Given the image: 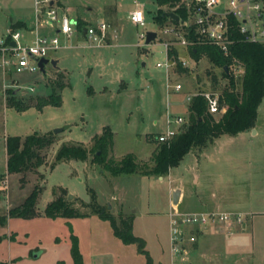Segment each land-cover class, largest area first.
<instances>
[{
	"label": "rangeland",
	"instance_id": "obj_1",
	"mask_svg": "<svg viewBox=\"0 0 264 264\" xmlns=\"http://www.w3.org/2000/svg\"><path fill=\"white\" fill-rule=\"evenodd\" d=\"M33 1L0 0V36L11 29V19L34 16ZM57 6L59 12L67 11L69 18L71 8L81 12L86 21L89 15L94 17L80 20L84 25L103 20L113 27L100 41L84 38L75 25L71 38L60 34V47L48 52L49 58H60L57 69L46 64L45 73L0 70V217H4L0 221V264H74L72 236L82 264H147V254L137 243L125 244L113 235L109 222L96 214L45 216L53 187L66 188L69 200L82 211L88 208L82 207L79 199L88 203L92 190L96 201L115 216L132 215L133 233L145 240L153 264H172V210L192 212L214 204L224 211L264 208V98L254 129L224 134L202 151L191 149L163 178L136 173L116 176L89 161L55 163L54 155L62 143L90 146L92 136L106 126L114 131L108 156L121 159L134 153L144 162L153 155L157 133L167 130L168 116L187 120L189 95L213 90L207 74L209 59L204 57L197 64L188 55L192 69L186 73L177 67L169 70L171 85L180 82L184 89L168 92V72L157 63L166 61L164 42L170 38L152 21L158 7L155 0H58ZM138 7L145 8L146 26L131 21L130 15ZM154 30L158 37L153 43L140 38L141 32ZM22 34L29 39L32 36ZM42 34L52 35V31ZM60 69L67 85L60 90L59 105L42 109L30 105L26 110L7 105L11 90L23 99L48 94L49 83L58 79ZM218 73L221 75V69ZM66 125L69 127L64 128ZM173 126L178 128L175 123ZM59 128L63 129L55 134ZM34 132H50L56 140L45 150L44 164L26 173H7L6 139ZM195 173L200 174L199 182ZM34 186L41 189L38 215L30 219L8 216L9 209L20 204ZM175 186L184 188V197L176 205L171 201ZM215 228L220 233L212 244L207 241L202 251L195 249L196 242L187 244L188 253L182 260L177 257L176 264H264L263 215H248L241 226L231 229Z\"/></svg>",
	"mask_w": 264,
	"mask_h": 264
},
{
	"label": "trees",
	"instance_id": "obj_2",
	"mask_svg": "<svg viewBox=\"0 0 264 264\" xmlns=\"http://www.w3.org/2000/svg\"><path fill=\"white\" fill-rule=\"evenodd\" d=\"M187 0H155L157 9L152 16L153 23L159 29L170 24L188 30L186 20L190 14V6ZM170 13L179 17L176 21ZM231 36L234 42L227 51L212 45L203 43L191 47L189 50L194 60L199 63L204 57L209 59L207 74L211 78L213 92L218 93L221 104L225 107L222 114L210 113L206 98L195 95L189 101L187 123L170 141L162 142L155 139V149L150 159L140 162L134 153H126L121 159L108 156L113 147L114 131L106 126L101 133L92 136V144L85 146L81 142L62 143L55 153V163L62 160L89 161L97 164L102 171L112 175L140 174L165 176L171 168L179 165L191 149L202 151L216 139L224 134L238 135L239 132L255 127L258 119V109L264 98V42L247 41L240 31L241 21L236 17H230ZM78 26H82L77 21ZM12 30L24 28V23L10 24ZM185 35H188V33ZM190 38L196 34L190 30ZM170 54L178 55L175 48ZM177 68L186 73L187 68L179 63ZM221 69V75L218 73ZM66 75L59 70L58 79L49 83L50 92L46 95L29 96L26 99L18 98L17 93L10 92L6 103L17 110H26V107L34 105L42 109L44 105H59L61 101L60 90L67 85ZM54 134L50 132L31 133L21 138L11 136L6 139V171L12 173H26L36 170L44 164V153L47 148L55 143ZM54 164L51 165V168ZM29 195L18 205L9 209L8 216L30 219L38 215L37 200L41 193L38 186H34ZM91 199L88 203L79 199L82 207L88 211H82L69 200V193L64 187H53V198L45 205L44 215L50 218L66 217L75 218L88 214H96L100 219L109 222L113 235L121 239L125 244L137 243L139 250L147 254V264H153L150 253L145 249V240L133 233L134 219L131 215L119 214L115 216L109 208L101 205L95 199V193L90 190ZM4 217H0L3 221ZM70 253L73 255L74 264H82L81 254L78 253L77 240L74 236ZM2 264V263H1Z\"/></svg>",
	"mask_w": 264,
	"mask_h": 264
},
{
	"label": "built area",
	"instance_id": "obj_3",
	"mask_svg": "<svg viewBox=\"0 0 264 264\" xmlns=\"http://www.w3.org/2000/svg\"><path fill=\"white\" fill-rule=\"evenodd\" d=\"M221 1H225L221 4ZM190 14L186 20L188 30L175 24L160 29L163 34L169 36V40L164 42L166 61L157 63L158 67H163L168 72L167 89L168 92H180L184 89L183 84L170 83L169 73L172 68L179 63L184 68H191L188 54L191 47L203 43L212 44L224 51L234 42L231 36L230 17H236L241 21L240 31L247 41L264 42V0H189ZM57 0H34L35 29L33 37L27 38L20 30L7 29V33L0 36V70L2 72L15 71H39L38 62L43 57H48L49 51H55L60 47L59 33L69 38L74 32L72 24L66 12H59ZM131 21L137 26H146L145 8L138 7L130 15ZM97 25L86 26L85 36L93 41H100L106 34L110 25L100 21ZM46 26L57 32L52 35L39 34L37 29ZM193 30L196 36L190 38L189 32ZM158 33V31H157ZM185 33L188 35H185ZM147 32L140 33L141 39H146ZM158 37V36H157ZM181 47L188 53L187 56L170 54L172 48ZM203 95L207 102L210 113L222 114L225 107L221 104L218 93L211 90L198 91L189 95L188 101L195 95ZM177 124L175 128L173 124ZM187 123L182 116L167 118V130L157 134V139L162 142L170 141L179 132L181 127ZM248 213L230 210H209L180 212L178 209L172 210L170 241L172 264H176L177 257L184 259L188 253L187 244L195 243L201 231L210 226H224L228 228L241 226L247 219Z\"/></svg>",
	"mask_w": 264,
	"mask_h": 264
},
{
	"label": "crops",
	"instance_id": "obj_4",
	"mask_svg": "<svg viewBox=\"0 0 264 264\" xmlns=\"http://www.w3.org/2000/svg\"><path fill=\"white\" fill-rule=\"evenodd\" d=\"M58 1V0H57ZM33 3H34V1H33ZM67 10H68V12H69V9L67 8ZM75 9L74 8H71L70 9V11L72 12V16H70V20H71V22H72V24L73 25H75L76 26V31H78L79 33H81L82 35H83V37L84 38H86V36H85V32H86V26H88V25H82V26H78L77 25V21H84V22H87V21H89V19L90 18H93L94 19V17H92L91 15H89L88 16V19H87V21L85 20V18L84 17H82L81 16V12H79V11H74ZM90 10V9H89ZM66 13H67V11H66ZM88 14H90V13H88ZM67 15H68V13H67ZM106 18V17H105ZM103 21V20H102ZM15 22H22V23H24V28H21V29H19L20 31H22V32H28L30 35H32V36H30V38H32L33 37V31H34V29H35V19H34V16L32 15V16H29L28 18H24V16L23 17H17L16 19H11L10 20V22L8 23V24H10V23H15ZM109 24V23H108ZM110 25V27L109 28H111V27H113L111 24H109ZM8 26V25H7ZM85 30V31H84ZM50 31H52V34H55L58 30H57V28L55 29V30H53V29H51V28H49V27H46V26H40V28H38L37 29V32L39 33V34H42V32L43 33H48V32H50ZM74 31H75V29H74ZM61 33H59V35H60ZM63 35V34H62ZM73 35V34H72ZM64 36V35H63ZM27 37V36H26ZM65 37V36H64ZM169 37V36H168ZM66 39H69V38H71V37H69V38H67V37H65ZM87 39V38H86ZM110 39V38H109ZM176 50H177V52L179 53V54H182V55H185V56H187V52H186V50H184L183 48H181V47H177V48H175ZM189 55V54H188ZM47 58H49V57H47ZM50 59H53V60H55V62H56V69H57V64H58V62L60 61V58H54V57H50ZM198 64V63H197ZM177 67V66H176ZM175 68V67H174ZM174 68H172V71H173V69ZM60 71H62L61 69H60ZM178 71H180L179 69H178ZM62 72H64V71H62ZM184 73V72H183ZM170 77V76H169ZM88 90H89V92H91L92 90H91V88H88ZM255 128V127H254ZM253 128V129H254ZM251 130V129H250ZM246 131V130H245ZM258 131H259V129H255L254 130V133H258ZM241 132H243V131H241ZM161 133V132H160ZM157 134H159V133H157ZM195 181L196 182H199L200 181V174L199 173H195ZM160 178H163V176H161ZM179 188H180V190H181V193H180V197H179V204L181 203V200L183 199V197H184V188L182 187V186H179ZM175 189H176V186L174 187V188H172V193H174V191H175ZM173 199V198H172ZM172 199H171V201H172ZM209 210H221L220 208H219V206H217L216 204H214V205H212V206H210V205H208L206 208L204 207V208H200L199 210H197V211H209ZM242 212H246V213H248L249 215H252V218H254L255 216H258V215H263L264 216V208L263 209H261V208H257V209H246V210H241ZM240 211V212H241ZM215 227H217V226H210L209 228H207L206 230H204V231H201L200 232V235H199V238H198V240L196 241V245H195V249L196 250H198V251H202V248L205 246V244H206V242L207 241H209V242H211V244H212V242H214L216 239L215 238H217L218 237V235H219V233L220 232H218L217 231V229L215 228ZM219 227V226H218ZM222 241V240H221ZM220 241V242H221ZM171 258H172V253H171Z\"/></svg>",
	"mask_w": 264,
	"mask_h": 264
},
{
	"label": "water",
	"instance_id": "obj_5",
	"mask_svg": "<svg viewBox=\"0 0 264 264\" xmlns=\"http://www.w3.org/2000/svg\"><path fill=\"white\" fill-rule=\"evenodd\" d=\"M170 15H171L173 18H175L176 21H179V17L176 16L174 13H170ZM84 31H85V30H84ZM157 36H158L157 31H155V30H154V31H147V34H146V39H147V40H146V43H147V44H151V43H153L154 40H156ZM46 64H51L53 67H56V62H55V60L50 59V58L43 57V58H41V60L38 62V66H39V71H40V72L45 73V65H46ZM68 127H69V125H66L64 128H68ZM62 129H63V128L55 129V130H54V133L57 134V133H59V131H61ZM180 193H181L180 188H176L175 191H174V193H173V199H172L174 205L179 204V201H178V200H179V197H180Z\"/></svg>",
	"mask_w": 264,
	"mask_h": 264
}]
</instances>
